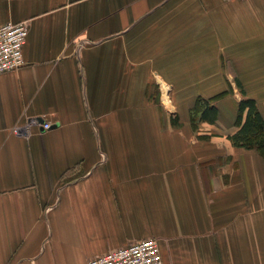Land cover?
Masks as SVG:
<instances>
[{
    "label": "crops",
    "instance_id": "crops-1",
    "mask_svg": "<svg viewBox=\"0 0 264 264\" xmlns=\"http://www.w3.org/2000/svg\"><path fill=\"white\" fill-rule=\"evenodd\" d=\"M23 20L24 64L0 73V264L149 237L163 264H264V156L228 138L244 94L264 119V0H0V25Z\"/></svg>",
    "mask_w": 264,
    "mask_h": 264
},
{
    "label": "built area",
    "instance_id": "built-area-1",
    "mask_svg": "<svg viewBox=\"0 0 264 264\" xmlns=\"http://www.w3.org/2000/svg\"><path fill=\"white\" fill-rule=\"evenodd\" d=\"M27 33L28 25L24 20L0 25V73L16 70L24 64ZM50 125L44 122L42 127L47 129ZM88 264H163V259L157 239L149 237L109 250L89 259Z\"/></svg>",
    "mask_w": 264,
    "mask_h": 264
},
{
    "label": "trees",
    "instance_id": "trees-1",
    "mask_svg": "<svg viewBox=\"0 0 264 264\" xmlns=\"http://www.w3.org/2000/svg\"><path fill=\"white\" fill-rule=\"evenodd\" d=\"M241 91L244 94L242 87ZM210 100L197 98L191 112H200L201 119L214 123L217 118V107L211 104ZM236 125L237 129L228 134L231 142L236 146L255 148L264 156V119L256 101L245 94L238 102Z\"/></svg>",
    "mask_w": 264,
    "mask_h": 264
},
{
    "label": "rangeland",
    "instance_id": "rangeland-1",
    "mask_svg": "<svg viewBox=\"0 0 264 264\" xmlns=\"http://www.w3.org/2000/svg\"><path fill=\"white\" fill-rule=\"evenodd\" d=\"M163 102H164L165 105L169 104V102H170V96H168V97L166 96L164 98Z\"/></svg>",
    "mask_w": 264,
    "mask_h": 264
}]
</instances>
